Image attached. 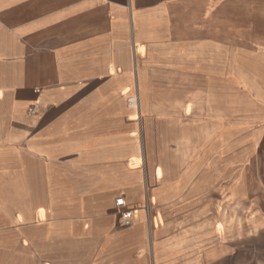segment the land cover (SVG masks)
Wrapping results in <instances>:
<instances>
[{
    "label": "crops",
    "instance_id": "1",
    "mask_svg": "<svg viewBox=\"0 0 264 264\" xmlns=\"http://www.w3.org/2000/svg\"><path fill=\"white\" fill-rule=\"evenodd\" d=\"M159 70L264 77V0H0V264H264V88L230 149L155 185Z\"/></svg>",
    "mask_w": 264,
    "mask_h": 264
},
{
    "label": "rangeland",
    "instance_id": "2",
    "mask_svg": "<svg viewBox=\"0 0 264 264\" xmlns=\"http://www.w3.org/2000/svg\"><path fill=\"white\" fill-rule=\"evenodd\" d=\"M246 21L236 18L235 23ZM224 35L229 36L230 30L225 29ZM231 71L225 70L231 74L220 83L213 78L212 86L207 87L204 78L192 77L191 85L184 86L183 77L159 70V84L151 86L154 91L148 93V112L139 119L144 165L151 173L156 166L163 170V177L154 179L155 185L182 184L190 157L198 156L201 149L208 163H213L222 144L229 148L233 136L251 128L246 122L259 104L257 90L264 88V77ZM186 106H190L189 112Z\"/></svg>",
    "mask_w": 264,
    "mask_h": 264
},
{
    "label": "built area",
    "instance_id": "3",
    "mask_svg": "<svg viewBox=\"0 0 264 264\" xmlns=\"http://www.w3.org/2000/svg\"><path fill=\"white\" fill-rule=\"evenodd\" d=\"M38 111L37 107L34 106L33 108L29 109V113L30 114H36ZM117 206L119 207V210L117 211L118 213V221L119 224L122 226H131L132 225V220H131V216L130 214H127L125 212L122 211V206L124 205V200L123 199H118L117 200Z\"/></svg>",
    "mask_w": 264,
    "mask_h": 264
}]
</instances>
